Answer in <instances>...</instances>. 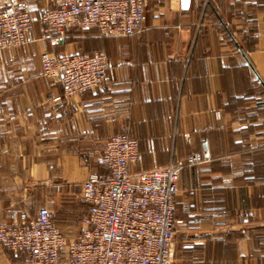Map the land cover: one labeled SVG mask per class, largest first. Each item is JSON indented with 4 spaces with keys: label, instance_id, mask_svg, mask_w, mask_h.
I'll list each match as a JSON object with an SVG mask.
<instances>
[{
    "label": "crops",
    "instance_id": "obj_1",
    "mask_svg": "<svg viewBox=\"0 0 264 264\" xmlns=\"http://www.w3.org/2000/svg\"><path fill=\"white\" fill-rule=\"evenodd\" d=\"M13 2L30 3L36 40L0 49V222L46 206L77 235L87 209L73 193L111 135L138 139V171L183 162L207 139L210 160L179 181L174 264H264V0H150L142 34L93 51L47 38L38 14L51 0L0 10ZM102 49L111 66L96 89L67 99L43 75L46 51ZM0 264L24 254L0 244Z\"/></svg>",
    "mask_w": 264,
    "mask_h": 264
},
{
    "label": "built area",
    "instance_id": "obj_2",
    "mask_svg": "<svg viewBox=\"0 0 264 264\" xmlns=\"http://www.w3.org/2000/svg\"><path fill=\"white\" fill-rule=\"evenodd\" d=\"M149 1L51 0L38 15L47 38L58 44H65L72 31L131 37L146 30ZM35 23L28 2L1 9L0 49L34 42ZM42 63L43 75L60 83L67 99L100 87L111 66L103 51H46ZM210 158L209 142L204 139L202 150L183 162L138 171V139L130 133L113 134L101 156V168L81 185L88 207L77 235L66 234L44 206L35 218L14 210L10 222H0V244L23 253L24 264H174L176 230L183 223L176 206L182 171Z\"/></svg>",
    "mask_w": 264,
    "mask_h": 264
},
{
    "label": "rangeland",
    "instance_id": "obj_3",
    "mask_svg": "<svg viewBox=\"0 0 264 264\" xmlns=\"http://www.w3.org/2000/svg\"><path fill=\"white\" fill-rule=\"evenodd\" d=\"M89 36H95V37H101L98 35L97 32L89 31V32H80V31H73L69 34L70 40H76L80 45H83L85 50L84 51H93L95 49L101 50V46L106 43V38L102 39L99 38L98 40H90ZM92 39V38H91ZM95 48V49H92ZM102 51L107 52V50L102 49ZM73 195L79 198V201L81 204L84 205L85 210L87 209L88 205L87 203L82 199L81 196V189H75ZM83 202V203H82Z\"/></svg>",
    "mask_w": 264,
    "mask_h": 264
}]
</instances>
